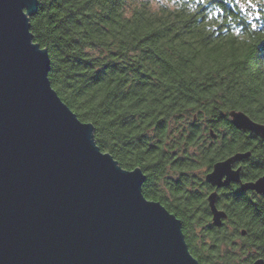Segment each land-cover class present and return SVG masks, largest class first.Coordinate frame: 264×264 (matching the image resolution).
Here are the masks:
<instances>
[{
  "label": "trees",
  "instance_id": "obj_1",
  "mask_svg": "<svg viewBox=\"0 0 264 264\" xmlns=\"http://www.w3.org/2000/svg\"><path fill=\"white\" fill-rule=\"evenodd\" d=\"M30 30L52 87L103 151L143 170L144 196L180 219L200 264H239L235 238L246 255L264 244V196L220 192L216 227L204 179L237 151H250L242 178L264 173V138L228 115L264 123V0H38Z\"/></svg>",
  "mask_w": 264,
  "mask_h": 264
},
{
  "label": "water",
  "instance_id": "obj_2",
  "mask_svg": "<svg viewBox=\"0 0 264 264\" xmlns=\"http://www.w3.org/2000/svg\"><path fill=\"white\" fill-rule=\"evenodd\" d=\"M37 4L0 0V264H200L180 219L144 196L143 170L103 151L93 124L52 87L48 51L30 30ZM228 115L237 129L264 138V123L239 109ZM249 155L214 162L205 181L264 194V174L242 182L234 167ZM216 196L214 189L207 202L220 227L226 213Z\"/></svg>",
  "mask_w": 264,
  "mask_h": 264
},
{
  "label": "flooded vegetation",
  "instance_id": "obj_3",
  "mask_svg": "<svg viewBox=\"0 0 264 264\" xmlns=\"http://www.w3.org/2000/svg\"><path fill=\"white\" fill-rule=\"evenodd\" d=\"M240 163H241L240 161L237 162V163H235V164H234V167H237V166H240V167H241V164H240ZM240 172H241V169H240ZM263 174H264V173H263ZM261 175H262V174H261ZM258 177H259V176H258ZM258 177H257V178H258ZM240 178H241V181H242V182H244V181H250V180H246V179L242 178L241 175H240ZM253 180H255V179H253ZM208 184H209V183H208ZM209 186H210L211 188L208 190V193L211 192V191L214 190V189L217 190L216 206H217L219 209L225 211V213H226V217L223 219V222H225V220L228 219V215H229V213H228V211H227L226 208H224V207H219V206L217 205V197H218V195H219L220 192H223V193L227 194L226 197L233 196L232 193H241V192H242V193H248L249 195H253V196L256 197V198H260V197H263V196H264V194H259V193L255 192L254 190H250V189H248V190H243V189H241L240 184L237 183V182H230L228 185H225V186H222V187H219V188H214V187H212L210 184H209ZM232 191H235V192H232ZM208 193H207V194H208ZM207 194H206V200H207ZM207 205H208V202H207ZM208 209H209V206H208ZM209 214H210V219H211V212H210V209H209ZM223 222H222V224H223ZM227 227H228V228H231L230 225H227ZM244 234H245V232H244ZM244 234L241 233V235H244ZM234 241H235V243H237V245H236V249H235V253H236L237 257L239 258V259L236 258V261H237V260L240 261L239 264H251V263H252L255 259H257V258H262V259L264 260V244H262V245H258L257 247H256V246H254V247H250L251 250H249V253H248V254H250V255H246V254L243 252V248L241 247V244H239V243L242 242V240H241L240 238H235Z\"/></svg>",
  "mask_w": 264,
  "mask_h": 264
},
{
  "label": "rangeland",
  "instance_id": "obj_4",
  "mask_svg": "<svg viewBox=\"0 0 264 264\" xmlns=\"http://www.w3.org/2000/svg\"><path fill=\"white\" fill-rule=\"evenodd\" d=\"M202 170H204L203 168H201V170L200 169H197L194 173L196 174V175H199L200 173H201V171ZM228 228V227H227Z\"/></svg>",
  "mask_w": 264,
  "mask_h": 264
}]
</instances>
